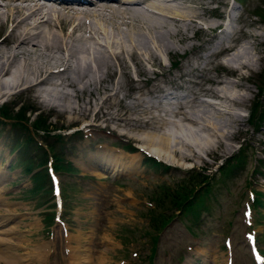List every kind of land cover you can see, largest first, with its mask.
I'll list each match as a JSON object with an SVG mask.
<instances>
[{"label":"rangeland","instance_id":"obj_1","mask_svg":"<svg viewBox=\"0 0 264 264\" xmlns=\"http://www.w3.org/2000/svg\"><path fill=\"white\" fill-rule=\"evenodd\" d=\"M173 1L177 13L195 14L194 19L175 22L165 16L151 18L153 31L134 37L139 51L159 55L161 64L146 63L145 69L163 86L82 91L47 88L54 92L50 98L55 102H46V93L39 90H14L0 97L10 105L29 103L43 114L48 131L59 128L56 132L62 136L55 148L64 166L55 171L61 189L58 212L38 153L33 154L38 164L33 163L28 170L17 164L7 168L27 144L17 146L24 138L19 126L0 123V164L6 172L0 213L10 215L6 227L16 224L9 231L14 253L34 255L38 251L34 256L40 264H69L68 247L78 245L88 249L87 264L100 263L101 257L105 264H224L226 258L231 264H256L247 246V237L253 236L264 259V153L260 152L264 121L256 120L264 109V20L256 14L264 10V0H240L241 5L232 0ZM229 7L238 14L240 28L236 36L229 34L230 41L222 39L223 32L217 38L219 33L211 29ZM217 40L222 41L218 48L232 46L236 54L243 55L239 60L246 66L232 60L236 54L230 57L231 52L214 47ZM91 47L97 48L94 44ZM131 72L134 74L133 68ZM250 75L255 78L251 80ZM6 77L10 81L12 76L6 73L0 79ZM215 89L230 97H246V101L230 104L215 96ZM64 102L73 107L71 111L57 106ZM170 107L186 111L194 125L181 121L179 113L170 114ZM159 135L176 137L168 149L191 157L183 160L171 153L172 164L163 156L167 164L157 163L146 156V147L137 149L141 142L158 140ZM209 142L217 144L210 146ZM185 143L196 153L188 151ZM99 145L129 151L138 158L139 169L100 179L96 169L80 165ZM237 152L241 157L235 161L236 167L221 169L224 160ZM191 171L206 178V186L188 190L181 180ZM192 197L201 202L194 213L190 210L195 204L185 203ZM249 203L252 212L245 217ZM55 213L58 221L53 219ZM157 239L155 254L148 260L150 241ZM43 247L45 256H39ZM15 264L39 263L22 260Z\"/></svg>","mask_w":264,"mask_h":264},{"label":"bare ground","instance_id":"obj_2","mask_svg":"<svg viewBox=\"0 0 264 264\" xmlns=\"http://www.w3.org/2000/svg\"><path fill=\"white\" fill-rule=\"evenodd\" d=\"M173 4H175L173 0H0V77L6 73L12 76L10 81H8L9 78L0 79V94L6 92L1 89L13 87L27 91L39 90L41 93H46L45 101L55 102L53 97L50 98V95H55L54 92L47 88L59 86L62 89L69 87L74 91H82L86 89H121L124 86L132 88H140L145 85L163 86L160 82L154 81L148 74L149 71L145 69L146 63L153 66L160 65L159 55L153 51H139V44L134 37L144 35L143 33L149 30L153 31L154 24L150 23L151 18L165 16L175 22L194 19L195 14L193 16L177 13ZM122 25L124 28H121ZM239 31L240 28H232L229 33L224 34L222 39H227L229 34L236 36ZM220 42L221 40L215 41L214 47L218 48ZM91 44L96 45L97 48L91 47ZM232 49V46L218 48L219 51L231 52L230 57L236 54ZM165 50L169 53L170 49L166 48ZM236 56L237 58L232 59L234 62L241 59L240 57L243 55L236 54ZM239 64L242 67L246 66L241 60H239ZM130 65H132L134 74L131 72ZM220 89H225V87ZM220 89H215L214 95L224 97L230 104L246 101V97H230L225 94V91L221 93ZM183 105L185 107V103ZM57 106L68 111L73 108L65 102ZM172 108L167 110L170 114L173 113L175 116L176 113H179L182 115L181 121H187L194 125L193 119L186 111L178 112L175 111V107ZM94 114L92 113V116ZM83 125L85 126V124ZM178 126L176 127L178 128ZM262 131L264 132V128ZM175 132L179 133V130ZM175 132L171 135L173 136ZM154 136L153 139H155ZM170 137V135L169 137L159 135L156 137L158 140L148 139L146 143L141 142L147 146L141 144L142 147H138L141 149L146 147L148 155H155L161 159L163 156L168 164H172L171 153H177L183 160L188 158L189 153L181 152L175 148L168 149L176 139V137L173 139ZM212 137L216 139L214 133ZM261 141L264 142V139ZM178 143L180 144V142ZM188 143H185L186 149L195 154L196 152ZM217 143L209 142V145ZM260 152L264 153V146L260 148ZM178 160L180 161V159ZM86 161L92 167L97 165L105 169L110 176L134 172L139 169V160L135 155L100 145L94 151L87 153ZM5 176V166L0 164V195L5 190L3 188ZM96 176L105 177L99 172ZM9 217L8 213L4 215L0 213V259L3 264H15L22 260L40 264V259L34 256L38 254V251L34 255L27 252L18 254L11 251L12 238L9 231L16 224L6 227ZM43 250L45 251L44 247L39 252V256H45ZM86 251H88L87 248H81L78 245L69 246L67 250L69 264H87ZM29 255L32 261L29 259ZM101 258V262H97V264H105V260L103 257Z\"/></svg>","mask_w":264,"mask_h":264},{"label":"trees","instance_id":"obj_3","mask_svg":"<svg viewBox=\"0 0 264 264\" xmlns=\"http://www.w3.org/2000/svg\"><path fill=\"white\" fill-rule=\"evenodd\" d=\"M263 11H260V17L262 18V20H264V15H263ZM24 107H21L19 108L18 110L14 111L13 109L11 108H8L7 106L3 105L1 108H0V117L3 118V119H15L16 122H13L12 124H18L20 125L21 128H24L26 129V127L22 124L21 121H24ZM13 110V111H12ZM264 118V109L259 111V114H258V117H256V120H258L259 122H261V120ZM21 120V121H20ZM23 125V126H22ZM32 128L33 129H38V130H41V131H44L46 132L47 131V123L44 121L43 117L42 116H37L33 122H32ZM45 136H48V133L45 134ZM57 137V139H59V135H54ZM30 138V137H29ZM56 139V140H57ZM32 140V139H30ZM55 140V141H56ZM33 142V141H32ZM41 149V148H40ZM47 150L48 152L51 154V157H52V166L55 170H60V169H63L64 166H61V161H59L61 159V156H60V153L59 152H56L55 148L53 147V145L51 143H47ZM240 148L237 150L239 152ZM235 153L233 156H231L230 158L226 159L224 161V166L221 167L222 168H225L226 170L227 169H231V168H235L236 167V162L237 159H239L241 157V153ZM27 167H30L31 166V163L29 165V163L26 164ZM29 169V168H28ZM185 182L186 186L188 187V190L190 188H202L204 186H206V182H207V179L206 178H201L200 175L194 173L193 171L190 172L189 176L184 178L183 180H181V183L182 182ZM205 184V185H204ZM196 200H199V198H195V197H192L190 198L188 201H186L185 203L187 204H195V206H193L190 210L191 213H194L195 212V208L198 207L200 205V203H196Z\"/></svg>","mask_w":264,"mask_h":264}]
</instances>
